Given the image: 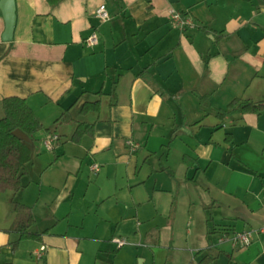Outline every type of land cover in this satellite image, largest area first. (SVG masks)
<instances>
[{
    "label": "crops",
    "instance_id": "obj_1",
    "mask_svg": "<svg viewBox=\"0 0 264 264\" xmlns=\"http://www.w3.org/2000/svg\"><path fill=\"white\" fill-rule=\"evenodd\" d=\"M172 8L196 26H175ZM16 13L6 41L0 9V116L22 96L45 128L27 185L0 190V263L264 264V110L218 115L264 99L259 0H16ZM79 120L95 131L74 142ZM15 201L37 236L11 229ZM242 230L249 244L232 239Z\"/></svg>",
    "mask_w": 264,
    "mask_h": 264
},
{
    "label": "trees",
    "instance_id": "obj_2",
    "mask_svg": "<svg viewBox=\"0 0 264 264\" xmlns=\"http://www.w3.org/2000/svg\"><path fill=\"white\" fill-rule=\"evenodd\" d=\"M48 1L56 4L60 0ZM259 3L264 6V0H259ZM97 93L101 96L103 91L99 90ZM2 105L4 114L0 116V190L18 191L27 185L24 178L28 174V167L33 158V146L31 142L15 134L14 130L20 128L31 138H34V134L45 126L25 97L6 96L2 99ZM100 108L101 98L98 97L94 100H85L80 107V112L83 114L91 110L98 112ZM262 110H264V99L251 100L235 97L225 109L218 112V115L230 112L244 114ZM94 131L95 121L79 120L71 140L80 142L86 134L93 136ZM227 138H230V134L227 135ZM14 207L16 214L11 229L19 231L20 238L37 236L39 233L30 230V227L35 223L32 207L19 201H15ZM15 243L17 244V241Z\"/></svg>",
    "mask_w": 264,
    "mask_h": 264
},
{
    "label": "built area",
    "instance_id": "obj_3",
    "mask_svg": "<svg viewBox=\"0 0 264 264\" xmlns=\"http://www.w3.org/2000/svg\"><path fill=\"white\" fill-rule=\"evenodd\" d=\"M97 14L99 15V17L103 21H107L111 18V13H110L106 3H101L99 5V7L97 8ZM169 17L175 26H177L183 30L187 29L188 27H195L196 26L195 21L192 19V17H190L187 14H184L182 11H180L178 9H175V8L170 9ZM98 41H99V37H98V33L96 31H93L85 39L86 44L90 45V46L95 45ZM58 137H59V135L57 133L49 134L48 137L45 138L43 141L45 147L48 149H51L54 145V142L58 140ZM127 142L131 145V148L133 150H135L139 147V143L132 140V139L127 140ZM93 169L98 170L99 164L95 163L93 165ZM251 233H252V230L236 231L232 235V239L236 242L240 241V242H243L245 244H249L251 242ZM224 238H225V236H224ZM224 238L221 237V240ZM113 239L117 243L118 246H122L128 242L126 237H122V236H115V237H113ZM46 249H47V245L42 244L39 247V249L35 250V253L38 256H42Z\"/></svg>",
    "mask_w": 264,
    "mask_h": 264
},
{
    "label": "water",
    "instance_id": "obj_4",
    "mask_svg": "<svg viewBox=\"0 0 264 264\" xmlns=\"http://www.w3.org/2000/svg\"><path fill=\"white\" fill-rule=\"evenodd\" d=\"M0 9L6 24L5 31L3 33V39L9 41L13 39L17 19L16 0H0ZM14 132L19 137L32 142V138L20 128H16Z\"/></svg>",
    "mask_w": 264,
    "mask_h": 264
},
{
    "label": "rangeland",
    "instance_id": "obj_5",
    "mask_svg": "<svg viewBox=\"0 0 264 264\" xmlns=\"http://www.w3.org/2000/svg\"><path fill=\"white\" fill-rule=\"evenodd\" d=\"M46 119H47V121H45V122H48V119H49V116H47V117H45ZM46 124H48V123H46ZM49 135V134H48ZM45 148V147H44ZM46 149V148H45Z\"/></svg>",
    "mask_w": 264,
    "mask_h": 264
}]
</instances>
